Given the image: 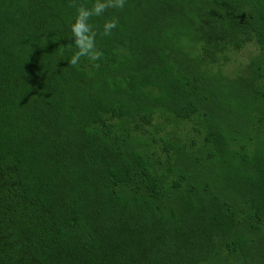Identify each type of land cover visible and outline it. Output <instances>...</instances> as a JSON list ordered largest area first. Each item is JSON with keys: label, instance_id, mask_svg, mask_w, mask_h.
I'll use <instances>...</instances> for the list:
<instances>
[{"label": "trees", "instance_id": "1", "mask_svg": "<svg viewBox=\"0 0 264 264\" xmlns=\"http://www.w3.org/2000/svg\"><path fill=\"white\" fill-rule=\"evenodd\" d=\"M92 3L0 0V264H264V0Z\"/></svg>", "mask_w": 264, "mask_h": 264}, {"label": "clouds", "instance_id": "2", "mask_svg": "<svg viewBox=\"0 0 264 264\" xmlns=\"http://www.w3.org/2000/svg\"><path fill=\"white\" fill-rule=\"evenodd\" d=\"M76 7V16L70 26V32L74 37L75 51L68 63L77 65L82 58L87 57L92 62L103 58V52L96 46L97 33L90 23L92 17L102 16L108 9H123L125 0H93L91 6L84 4L73 5ZM118 27L116 18L108 19L103 24V36H111L113 30ZM93 66H97L93 63Z\"/></svg>", "mask_w": 264, "mask_h": 264}, {"label": "rangeland", "instance_id": "3", "mask_svg": "<svg viewBox=\"0 0 264 264\" xmlns=\"http://www.w3.org/2000/svg\"><path fill=\"white\" fill-rule=\"evenodd\" d=\"M248 53V51H247V47H244V48H242L239 52H238V57L240 58V59H244L245 58V55Z\"/></svg>", "mask_w": 264, "mask_h": 264}]
</instances>
